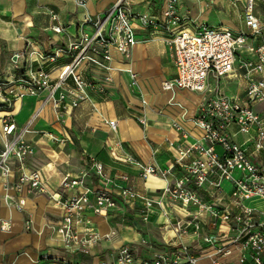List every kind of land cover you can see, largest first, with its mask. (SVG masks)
I'll use <instances>...</instances> for the list:
<instances>
[{
  "label": "crops",
  "instance_id": "0c3cea01",
  "mask_svg": "<svg viewBox=\"0 0 264 264\" xmlns=\"http://www.w3.org/2000/svg\"><path fill=\"white\" fill-rule=\"evenodd\" d=\"M116 0H87L84 7L76 0H0V81H12L18 74L29 68H36L34 53L51 54L68 45L79 37V24L85 14L95 15L111 7ZM135 13L153 12L158 14L163 7V0H127ZM244 0H177V11L196 25L223 27L233 31L245 30L243 22ZM57 15V21L51 20V14ZM256 13L264 21V8L257 7ZM53 23L59 24L63 31L51 30ZM189 29H194L188 26ZM137 42L128 55L119 53L110 47L109 59H104L105 51L100 46H93L88 54L108 67L105 69L95 63L82 61L77 72L88 83L86 88L89 99L80 102L74 108H54L49 102L42 105L46 91L36 96H25L14 101L10 109H0V120L7 116L20 128L39 111V116L31 125V133L25 139L34 147L37 154L42 151L43 131L51 132L63 143L52 141L46 149L53 160L44 155L42 163L27 165L29 169H40L43 174L53 166L52 178L44 185L50 192L58 193L63 199L82 193L78 186L63 189L57 181L63 175L74 177L86 166L87 158L99 161L105 173L117 179L121 175L129 177L128 185L139 194L159 198L165 181L151 177L140 178L133 165L124 162L121 151L118 158L111 149H123L136 160L160 168L171 166L177 151L170 143L187 146L192 138H184L182 130L197 135L192 118L197 114L199 103L215 91L240 101L250 80H257L258 75L248 73L240 62L250 58L245 48L237 53L234 71L226 77L216 80L209 78V90L197 93L183 89L163 90L162 82L175 76L171 57V48L162 32H152L136 25ZM248 44L264 43V29L258 37H248ZM75 51L62 54L54 63L47 64L52 77H56L59 68L71 62ZM69 88L73 84L68 81ZM71 100V95L66 98ZM4 105L0 96V106ZM258 108V107H257ZM143 120V123L139 122ZM116 122L115 130L106 123ZM180 127L181 129H179ZM42 131V132H41ZM240 136V140L237 137ZM244 137L236 136L241 143ZM119 150V149H118ZM27 161V160H26ZM56 169V170H55ZM18 173L7 179L0 178V220H8L10 229L0 232V264H99L102 259L112 260L122 245L134 247L139 259H149L157 250L169 248L178 242L171 225L177 220H186L196 213L195 207L183 208L181 204L161 198V204H154L148 220L141 217L142 203L127 202L114 192L116 205L106 214H96L93 195L84 208V216L101 236L99 243L90 255L72 252L66 249L57 233V222L62 210L51 202L46 194L17 193L11 184ZM93 174V173H92ZM87 178L86 185L94 188L97 179L94 175ZM180 171L175 170L169 179L171 182ZM46 175V174H45ZM61 178V179H62ZM10 184L4 187L5 184ZM207 201H216L223 206H230L227 195L222 197H204ZM21 201L22 210L16 208ZM251 205H260L259 200H249ZM262 203V202H261ZM26 221H30L27 225ZM203 233L221 235L224 239L233 235L231 226L220 220L202 214ZM189 250L200 257L199 264H207V251L193 236L182 237ZM145 241V243H143ZM52 258H44V255ZM226 264H237V253L220 257Z\"/></svg>",
  "mask_w": 264,
  "mask_h": 264
},
{
  "label": "built area",
  "instance_id": "2783aa9c",
  "mask_svg": "<svg viewBox=\"0 0 264 264\" xmlns=\"http://www.w3.org/2000/svg\"><path fill=\"white\" fill-rule=\"evenodd\" d=\"M86 1L76 0V3L84 7ZM260 6L264 8V0H244L243 22L247 31H233L223 27L196 25L179 15L177 0H163V7L158 14L135 13L131 11L127 0H116L101 13L85 14L79 24L78 39L70 43L67 49L59 48L47 55L34 53L36 68L27 69L12 81H0V96L4 103L0 109H10L15 100L36 96L44 91L46 97L42 105L49 102L54 108H74L89 99L86 90L88 83L77 72L78 65L82 61H89L108 69L88 51L97 45L104 49V59H109L106 51L110 47L128 55L137 42L136 25H139L153 33L162 32L171 48L175 76L164 80L162 89L204 93L209 90L210 77L218 80L233 73L237 53L245 48L250 58L242 60L240 65L259 78L249 81L242 101L219 91L204 98L192 118L198 134L192 135L178 127L184 138L191 137L192 140L185 147L170 143L177 151L171 166L160 168L144 164L117 148L118 145L111 149L116 158L118 151H121V159L136 167L141 179L154 177L165 181L158 199L135 191L128 185L127 175L117 179L109 177L103 165L92 156L87 158L86 166L77 175L66 176L61 183L63 189L80 186L83 188L82 193L63 199L60 194L50 192L40 172L26 166L31 146L25 136L32 132L30 127L39 116V111L20 128L9 116L0 120V178L7 179L17 172V179L11 184L17 193L46 194L62 210L56 230L64 247L83 255H90L101 239L98 231L84 216L90 194L95 203L93 211L100 215L106 214L108 209L116 205L114 192L127 202H141V217L144 221L148 220L152 206L160 205L164 196L183 208L197 209L186 220H177L171 225L178 238L175 245L155 251L149 259H139L134 247L126 244L116 251L112 260L102 259L99 264H199L200 257L190 251L182 240L185 236H193L212 252L208 254L207 251L205 254L207 264H226L220 261V257L233 252L237 253V264H264V206L245 204L249 200L264 203V43H247L248 37H258L264 29V21L256 13V8ZM51 20L57 21V15L52 13ZM50 28L55 33L63 31L57 23H53ZM72 51H75V55L71 62L62 65L57 76L52 77L47 64L54 63L62 54ZM69 80L73 84L72 88L67 84ZM69 95L71 100L67 101ZM139 122L143 123V120L139 119ZM106 123L115 130L114 120ZM42 134L52 141L64 142L51 132L43 131ZM238 135L244 137L241 143L235 141ZM175 170L181 174L171 182L169 178ZM91 174L97 179L94 188L86 185ZM8 185L6 183L4 187ZM206 195L211 198L227 195L235 211L214 200H205ZM16 208L22 210L21 201L16 203ZM202 214L229 224L233 235L224 239L221 235L203 233ZM26 224L29 225L30 221H26ZM9 229L10 222L0 220V232ZM44 258H52V255L46 254Z\"/></svg>",
  "mask_w": 264,
  "mask_h": 264
},
{
  "label": "rangeland",
  "instance_id": "374dc122",
  "mask_svg": "<svg viewBox=\"0 0 264 264\" xmlns=\"http://www.w3.org/2000/svg\"><path fill=\"white\" fill-rule=\"evenodd\" d=\"M43 139V141H45V142H47L48 143V140H47V138L46 137H42ZM238 138V140H240V136L239 137H237ZM47 143L46 144H42V146H41V148L40 149H42V151L44 150V154H37V151L34 149V147H32L31 146V153L27 156V161H26V164L29 166V165H31V166H33L32 164L34 163V164H38V163H42L43 162V159L44 160H46L45 159V157H44V155H48V159H51V160H53V158L51 157V156H49V153L50 152H48L46 149H48L47 147H50L49 145H47ZM217 150H220L218 147H217ZM34 167V166H33ZM53 166H50L47 170H46V175L45 174H43V172L40 170V169H37L39 172H40V174L42 175V177H43V179L45 180V182L46 183H48V182H50V180L49 179H51L52 178V175H53V173L54 172H56V171H54L53 169ZM56 170V169H55ZM66 177V174L65 175H63V178L61 179H58V181H57V186L59 187V185H60V182L64 179ZM224 186H227V184L226 183H224ZM245 204H247V205H251V201H246L245 202ZM260 205H258V206H260V207H262V206H264V203H259Z\"/></svg>",
  "mask_w": 264,
  "mask_h": 264
}]
</instances>
